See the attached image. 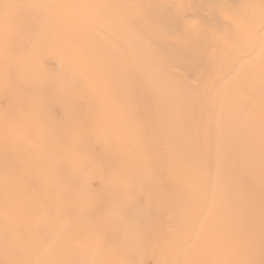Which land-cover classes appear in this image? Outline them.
I'll return each mask as SVG.
<instances>
[{"label":"rangeland","instance_id":"1","mask_svg":"<svg viewBox=\"0 0 264 264\" xmlns=\"http://www.w3.org/2000/svg\"><path fill=\"white\" fill-rule=\"evenodd\" d=\"M0 264H264V0H0Z\"/></svg>","mask_w":264,"mask_h":264},{"label":"bare ground","instance_id":"2","mask_svg":"<svg viewBox=\"0 0 264 264\" xmlns=\"http://www.w3.org/2000/svg\"><path fill=\"white\" fill-rule=\"evenodd\" d=\"M26 17V16H25ZM31 80V79H30ZM40 93V92H39ZM8 120V119H7ZM124 126V125H123ZM127 128V127H126ZM4 129V128H3Z\"/></svg>","mask_w":264,"mask_h":264}]
</instances>
